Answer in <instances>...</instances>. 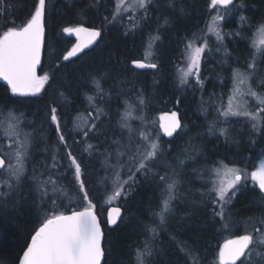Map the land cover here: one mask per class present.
<instances>
[{"label":"snow or ice","instance_id":"6c2138e0","mask_svg":"<svg viewBox=\"0 0 264 264\" xmlns=\"http://www.w3.org/2000/svg\"><path fill=\"white\" fill-rule=\"evenodd\" d=\"M102 6L103 13L100 12ZM161 6V0H112L111 3L90 0L77 15L83 19L88 8H95L100 19L93 26L78 21L75 26L61 28L64 34L74 35L77 40L62 60L70 61L96 44L109 26H119L126 37L136 35L143 28L150 27L154 11ZM163 6L174 13L163 17V24L171 27L174 20L191 15L189 10L195 8V0L192 4H186L184 0H163ZM8 7V0H0V19L7 21L0 24V81L5 85L4 95L0 96V136L7 138L6 147L0 143V214L19 211L25 206L43 214L42 222L31 235L22 257H17L19 264H102V261L106 264L105 233L93 195L102 193L104 204L109 206L107 225L112 227L122 219L120 207L113 205L121 199L127 200L142 180L157 182L161 199L159 207H150L152 219L142 222L143 231L150 235L146 236L142 246H135V264H156L158 230L169 227L170 218L177 215L176 230H188L193 234L192 243H189L188 240H177L174 232L169 233L170 239L176 241L184 264H201L203 257L196 241L203 228L231 231L241 223L244 233L235 235L219 247L214 264H264V160L254 171L230 165L225 158L210 162L205 157L201 162L200 157L205 154L193 143V137H188L181 153L169 160L172 140L162 139L161 133L168 138L187 134L188 126L182 123L179 114L182 97H175V110L170 115L159 117L157 130V121L150 119L145 112L150 99L142 86L138 89L134 80H129L127 75L120 78L117 74L113 87L118 90L105 89L102 81L112 78L107 71L88 72L86 77L78 78L92 85L91 89L81 92L87 104L83 111L77 109L72 115V98L57 87L53 88L43 115L38 117L39 122L36 112L29 119L17 108V105L29 101L18 98L40 97L42 92L47 94L45 86L52 88L55 72L65 65L58 59L51 75L38 74V68L42 67V50L47 47L48 0H32L30 10L19 23L7 13ZM207 7L211 10L210 19L206 20L204 27L181 39L183 49L180 56L184 63L173 65L176 69L174 79L178 82L176 87L195 91L199 86L202 96L198 111L205 116L207 124L206 132L201 130L196 134L201 141L205 135L214 136L238 148L240 141L230 129L240 124L243 118V123L251 130V147L255 143L251 133L260 134L264 130V73L259 71L258 64V61L264 62V16L253 21L243 14L242 10L247 7L244 0H210ZM234 14L239 16L240 26L224 31L223 22ZM160 19V15H156L157 32L163 26ZM243 25L248 29L242 30ZM252 29H255L253 50L243 49L234 56L235 49L230 51L226 41L239 45L248 39L247 32ZM211 37H215V44ZM158 40L159 35L149 32L144 60L132 59L133 69L159 70L160 63L152 59L157 55L153 52V45ZM215 53H222L216 63L232 69L231 87L225 94L223 89L228 86V79L218 73L215 79L222 86L221 92L217 95L213 91L205 100L203 66ZM230 58L236 67L229 63ZM124 86L135 95V101L129 92L124 91ZM225 95L227 104L224 103ZM121 98L123 111H120ZM113 102H116L115 123ZM210 112L216 115L208 120ZM133 121H139V124ZM94 159H100L104 168L102 178L94 166L89 168ZM186 161L199 164L191 171L197 173L196 179L202 181L201 187L188 185V192H200L199 199L189 197L187 192L181 199L179 186L184 181ZM249 181L253 189L259 190L256 203L261 208L258 214L237 221L238 214L230 205L243 189L249 187ZM81 200L82 205L70 213L61 211ZM173 201H187L189 207L195 206L203 211L188 210L178 214Z\"/></svg>","mask_w":264,"mask_h":264},{"label":"trees","instance_id":"16d2710c","mask_svg":"<svg viewBox=\"0 0 264 264\" xmlns=\"http://www.w3.org/2000/svg\"><path fill=\"white\" fill-rule=\"evenodd\" d=\"M108 2L111 3L112 0H108ZM48 3L47 47L43 49L42 67H40L38 74L49 73L51 75L58 59L65 67L55 72V83H53L52 88L45 86L47 94L42 92L40 97L18 98L29 101L27 104L17 105L18 110L23 111L25 116L31 119L32 113L36 112L38 123V117L43 115L53 88L57 87L72 98V115H75L77 109L83 111L87 107L81 92L92 88L91 84H85L78 79L79 77H86L88 72L103 73L107 71L112 74V78L103 80V86L105 89L112 88L113 91H117L118 89L113 87L116 75L118 74L120 78L127 75L129 80L135 81L138 89L142 86L145 95L149 97L150 103L145 112L150 119L157 121V130H159L157 119L160 115L164 112L175 110V97H182L183 102L180 105L179 114L182 123L188 126L187 134L171 139L172 151L168 156L169 160H174L181 153V150L185 148L188 137H193V143L205 154L204 157H200L201 162L205 157L210 162L225 158L230 165L235 164L244 167L248 171L256 170L259 161L264 157V130L260 134L251 133V137L255 138V143L250 147L249 133L251 130L243 123V118H241L242 122L230 129L232 135L240 141L238 148L236 145L225 144L223 138L217 139L214 136L208 137L205 135L203 141H201L196 134L201 130L206 132L207 124L205 123V116L198 111L202 96L199 86H197L195 91L191 88L184 91L176 87L178 82L174 79L176 69L173 65L177 62L180 64L184 62L180 56V52L183 49L181 39L186 34L190 36L191 32L197 28H203L206 20L210 19L209 12L211 10L207 7L210 0H195V8L189 10L191 15L174 20L171 27L163 24V17L165 15H174V13L171 9L164 7L163 0H161L162 6L154 11L150 27L143 28L136 35L126 37L123 35V29L119 26H109V30L103 34L102 39L92 49L67 62L62 60V56L71 49L75 41L67 34H64L61 28L63 26H75L78 21L84 22L85 26H93L100 17L97 16L95 8H88L87 15L83 19L77 15L81 9L87 7L90 0H48ZM184 3L192 4L193 0H184ZM244 3L247 7L242 12L253 21H258L260 17L264 16V0H244ZM8 4L10 7L7 8V13L19 23L30 10L32 0H8ZM100 12H104L103 6ZM156 15H160L159 23L163 25L159 32L156 31ZM238 19V14L228 17L223 22L224 31L240 26ZM5 23H7L6 20L0 19V24ZM247 29V25L242 26V30ZM254 30L248 31V39L241 41L239 45L232 43L231 40L226 41L230 51L235 49L233 51L234 56L243 49H247L249 52L253 50L250 40ZM149 32L152 35L160 36V40L153 45V52L157 53V55H153L152 59L157 60L161 67L159 70L133 69L131 67L132 59L144 60L145 51L148 47ZM221 56L222 53H215L203 66L206 88L203 98L205 100L208 99V94L213 91L217 95L221 92L222 86L219 80L215 79L218 73H222L228 79V86L223 89L225 94L228 93V89L231 87V67L224 66L222 68L220 64L216 63V59ZM229 63L232 67H236L231 58ZM258 64H260L259 71L264 73V62L258 61ZM154 78L157 81L156 83H154ZM4 87L5 85L0 81V96L4 95ZM124 91L129 92L132 100L135 101V95L132 94L128 86H124ZM226 96L224 97V103L226 102ZM122 99L120 111L124 109ZM115 106L116 102H113V123H115V116L117 115ZM215 114L210 112L207 117L208 120H211ZM84 115L86 116L87 113L85 112ZM69 127L71 128V123H69ZM125 135H127L126 131ZM161 137L165 140L162 133ZM4 141H7V138L0 136V142ZM164 146L168 147L167 144ZM101 151H103V148H101ZM38 158L39 156H37ZM186 164L188 166L184 169V181L179 186L181 199L183 200L186 192L189 197L199 199V191L188 192L189 183L193 188L201 187L202 181L196 179L197 173L191 171L192 167H199V164H193L192 161H186ZM93 166L99 171V176L102 178L105 173L100 159L92 160L89 168ZM156 181H158V177ZM258 192V188L253 189L249 181V187L243 189L233 204L230 205L232 211L238 214L236 217L237 221L258 214L261 208V205L256 203ZM93 199L98 205V217L102 222L103 232L105 233L103 247L106 252V264H135L133 258L135 246H142L146 236L150 235L143 231L142 222L152 219L149 211L150 207L155 209L160 206L161 188L157 186V182L142 180L136 191L127 200L121 199L113 205L120 207L122 219L118 220L117 225L112 228L107 225V208L109 206L104 204L102 193L99 195L94 194ZM67 203L65 201V204ZM82 203V200L79 203L73 202L69 207L62 208L61 211L69 213L80 207ZM189 203L187 201L184 203L173 201L174 208L178 214L188 210L193 212L203 211L202 208L189 207ZM42 219V213L31 211L27 206L19 211L0 214V264L18 263L17 257L22 255L27 243L31 240V235L40 226ZM177 219H179V215L175 218H170L169 227H162L158 230L159 235L155 241L158 246V254L154 257L156 264H176L177 259H179V264H184L183 257L176 247V241L170 239L169 233L174 232L177 240H188L189 243H192L193 234L188 230L177 231L175 227ZM156 223H159L158 219ZM244 230L242 223L231 231H218L213 227L203 228L196 241L199 247V254L203 257L201 264H214L219 247L228 239L235 238V235L243 234Z\"/></svg>","mask_w":264,"mask_h":264},{"label":"water","instance_id":"95a60500","mask_svg":"<svg viewBox=\"0 0 264 264\" xmlns=\"http://www.w3.org/2000/svg\"><path fill=\"white\" fill-rule=\"evenodd\" d=\"M69 37L72 38V39L75 41V44L77 43L76 37H75L74 35L69 36ZM97 43H98V42H97ZM97 43H96V44H97ZM96 44L90 46L89 48L84 49V52H86V51L92 49ZM84 52H82V53H84ZM82 53H80V54H82ZM80 54H79V55H80ZM42 55H43V50H42ZM41 58H42V57H41ZM74 58H76V57H74ZM74 58H72V59H74ZM39 69H40V68H38V72H39ZM172 111H174V110H172ZM172 111H170V112H164V113H162L161 115H165V114L170 115ZM161 115H160V116H161ZM164 138H165V140H171V139H173V138H168V137H164ZM261 160H264V157H263ZM261 160H260V162L258 163L257 167H259V165H260V163H261ZM69 213H70V212H69ZM121 214H122V212H121ZM98 218H99V217H98ZM117 222H118V221H117ZM114 226H115V225H114ZM114 226H112V227H114ZM112 227H111V228H112ZM102 230H103V228H102ZM25 249H26V248H25ZM22 255H23V253H22ZM22 255H21V257H22ZM17 264H19V261H18ZM102 264H103V261H102Z\"/></svg>","mask_w":264,"mask_h":264},{"label":"rangeland","instance_id":"374dc122","mask_svg":"<svg viewBox=\"0 0 264 264\" xmlns=\"http://www.w3.org/2000/svg\"><path fill=\"white\" fill-rule=\"evenodd\" d=\"M254 33H255V30H254ZM254 33H253V35L251 36V40H250V43L252 44V39H253V37H254ZM211 40H212V43H215V37H211ZM202 43V42H201ZM184 63V62H183ZM194 82V81H193ZM225 104H227V96H226V99H225ZM213 114L215 113V112H212ZM216 115V114H215ZM158 120V125H159V118L157 119ZM133 123L134 124H136V125H138L139 124V121H133ZM0 143H2L3 144V146L4 147H6L7 146V141H4V142H0ZM260 162V161H259ZM215 179H218V178H215ZM115 205V204H114Z\"/></svg>","mask_w":264,"mask_h":264},{"label":"bare ground","instance_id":"6f19581e","mask_svg":"<svg viewBox=\"0 0 264 264\" xmlns=\"http://www.w3.org/2000/svg\"><path fill=\"white\" fill-rule=\"evenodd\" d=\"M89 51V50H88Z\"/></svg>","mask_w":264,"mask_h":264}]
</instances>
